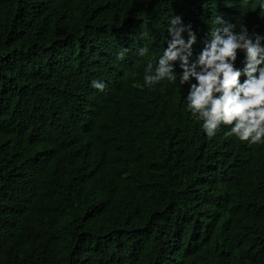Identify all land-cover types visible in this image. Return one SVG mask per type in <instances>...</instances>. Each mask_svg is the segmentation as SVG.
<instances>
[{
	"label": "trees",
	"instance_id": "trees-1",
	"mask_svg": "<svg viewBox=\"0 0 264 264\" xmlns=\"http://www.w3.org/2000/svg\"><path fill=\"white\" fill-rule=\"evenodd\" d=\"M172 14L264 34L258 0H0V264H264V144L144 86Z\"/></svg>",
	"mask_w": 264,
	"mask_h": 264
},
{
	"label": "clouds",
	"instance_id": "clouds-1",
	"mask_svg": "<svg viewBox=\"0 0 264 264\" xmlns=\"http://www.w3.org/2000/svg\"><path fill=\"white\" fill-rule=\"evenodd\" d=\"M258 2L264 9V0ZM166 23V46L145 65L144 86L179 80L185 108L208 137L225 125L227 134L241 142L264 144V34L218 15L196 51L198 35L191 22L172 14ZM147 51L141 48L139 54ZM92 86L103 90L106 85L93 80Z\"/></svg>",
	"mask_w": 264,
	"mask_h": 264
}]
</instances>
